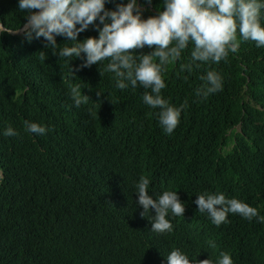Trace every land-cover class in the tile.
Here are the masks:
<instances>
[{
	"label": "trees",
	"instance_id": "1",
	"mask_svg": "<svg viewBox=\"0 0 264 264\" xmlns=\"http://www.w3.org/2000/svg\"><path fill=\"white\" fill-rule=\"evenodd\" d=\"M120 2L127 0H106L105 8ZM137 3L142 18L164 8V0ZM25 15L18 0H0L5 28H22ZM89 36H98L93 25L77 39ZM237 40L238 51L218 64L193 62L189 43L167 66L162 97L175 107L187 102L167 134L159 109L143 101L150 89H118L107 60L80 67L83 53L59 57L43 37L0 33V264H167L173 249L213 264L222 252L233 264H264V46L239 32ZM56 42L58 49L76 43ZM153 50L133 55L138 62ZM189 63L192 71H181ZM208 71L222 77V90L197 95ZM77 84L89 97L79 107L70 95ZM25 121L45 134L31 133ZM9 126L17 135H4ZM142 176L153 199L177 191L184 204L183 216H167L171 232L151 231L154 209L141 216L135 191ZM203 193L236 198L259 217L229 213L216 226L195 204Z\"/></svg>",
	"mask_w": 264,
	"mask_h": 264
},
{
	"label": "clouds",
	"instance_id": "2",
	"mask_svg": "<svg viewBox=\"0 0 264 264\" xmlns=\"http://www.w3.org/2000/svg\"><path fill=\"white\" fill-rule=\"evenodd\" d=\"M105 3L106 0H18V9L27 13L22 28L10 30L0 23V33L19 31L29 42L33 37H43L45 47H50L59 57L78 58L83 53L80 67L98 65L107 60L105 70L115 74L118 89L124 90L129 85L150 89L144 93L143 101L152 109H159V122L167 134L178 126L181 110L187 102L175 107L162 97L161 90L165 88L162 74L169 64L180 59L182 50L189 43L194 45L191 51L193 62L217 64L226 60L229 52L238 51L237 32L242 40L264 46V26L260 22L264 4L258 0H164L163 10L147 18H142L137 0L117 3L114 10L106 9ZM90 25L95 26L98 36L78 40V34ZM57 36L76 43L58 49ZM145 47L154 50L143 53L137 62L133 53ZM41 59L45 60L43 52ZM192 67V63L180 65L181 71L187 69L190 72ZM201 79L206 83L196 90L197 95L207 97L222 90V77L217 72L208 71ZM100 94L97 92L98 96ZM70 95L76 107L89 99L87 95H81L78 84L70 86ZM25 126L37 135L46 132L44 126L35 122L25 121ZM4 135L17 133L9 126ZM149 185V179L143 176L136 185L137 203L143 208L141 216L154 209L151 231L171 232L172 224L167 216L169 212L183 216L184 204L177 191H164L153 199L148 194ZM195 204L198 211L209 214L216 226L226 222L229 213L239 214L249 221L259 217L255 207L236 198H226L223 193L197 195ZM260 221L264 222V217H260ZM209 246L214 248L215 244L209 242ZM166 258L167 264H213L208 258L189 259L179 249L171 250ZM216 264H233V260L230 254L222 252Z\"/></svg>",
	"mask_w": 264,
	"mask_h": 264
},
{
	"label": "water",
	"instance_id": "3",
	"mask_svg": "<svg viewBox=\"0 0 264 264\" xmlns=\"http://www.w3.org/2000/svg\"><path fill=\"white\" fill-rule=\"evenodd\" d=\"M22 32L17 31L16 34H21Z\"/></svg>",
	"mask_w": 264,
	"mask_h": 264
}]
</instances>
